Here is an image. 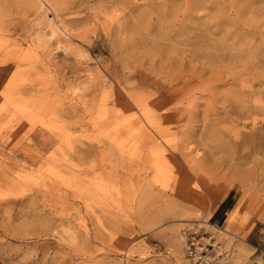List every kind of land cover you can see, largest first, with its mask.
<instances>
[{
    "label": "rangeland",
    "instance_id": "1",
    "mask_svg": "<svg viewBox=\"0 0 264 264\" xmlns=\"http://www.w3.org/2000/svg\"><path fill=\"white\" fill-rule=\"evenodd\" d=\"M4 63L0 264H264V0H0Z\"/></svg>",
    "mask_w": 264,
    "mask_h": 264
},
{
    "label": "bare ground",
    "instance_id": "2",
    "mask_svg": "<svg viewBox=\"0 0 264 264\" xmlns=\"http://www.w3.org/2000/svg\"><path fill=\"white\" fill-rule=\"evenodd\" d=\"M136 28V27H135ZM141 30V29H140ZM29 57V56H28ZM20 73H21V69H16V70H14L11 74H10V76H9V78H8V80H7V82H6V84H5V86H4V90H3V94L4 95H6L7 97H10L12 94H14L15 93V90H16V87H17V85H18V83H19V77L21 76L20 75ZM138 101V100H137ZM140 101V100H139ZM130 105V104H129ZM131 107V106H130ZM145 109V108H144ZM122 110V109H121ZM117 111V110H116ZM131 111V110H130ZM142 111H144L143 109H142ZM119 112V111H118ZM126 112H128V110L126 111ZM160 113V112H159ZM152 115V114H151ZM106 116V115H105ZM147 116H149V115H147ZM115 118V117H114ZM101 119V118H100ZM104 119V118H103ZM110 119V118H109ZM98 120V119H97ZM108 120V119H107ZM119 120V119H118ZM125 120V119H124ZM123 119H122V123L123 124H125L126 123V121H125V123L123 122L124 121ZM114 122V121H113ZM119 122V121H118ZM121 122V121H120ZM128 122V121H127ZM144 122V121H143ZM158 122H160V121H158ZM93 123V122H92ZM151 123H153V122H151ZM115 124V123H114ZM114 124H113V126L111 127L112 129H113V127H114ZM116 124H117V122H116ZM157 124H159V123H157ZM161 124V123H160ZM95 125H96V123H95ZM120 125H122L121 123H120ZM120 125H119V127H120ZM138 125V124H137ZM163 125V124H162ZM116 126H118V125H116ZM129 126V125H128ZM154 126V125H153ZM152 126V127H153ZM158 126V129H159V127H161V125L159 126V125H156V127ZM124 127V126H123ZM138 127V126H137ZM137 127H136V129H134L133 128V130L135 131V130H137L138 131V129H137ZM155 127V126H154ZM153 127V128H154ZM156 127H155V129L154 130H156ZM130 128V127H129ZM139 128V127H138ZM114 129H116V128H114ZM117 129H119V128H117ZM163 129H165V128H163ZM162 129V130H163ZM123 130H124V128H123ZM126 130V129H125ZM128 130V129H127ZM149 130V129H148ZM152 130V129H151ZM129 131V130H128ZM134 131H130V132H134ZM110 132H111V130H110ZM156 132V131H155ZM165 132H167V130L165 131ZM129 133V132H128ZM135 133V132H134ZM139 133V132H138ZM143 133V132H142ZM118 134V133H117ZM137 134V133H136ZM158 134V133H157ZM163 134H164V131H163ZM162 134V135H163ZM139 135V134H138ZM138 135H136V136H138ZM159 135V134H158ZM160 135H161V132H160ZM168 135H169V133H168ZM113 136V135H112ZM115 136V135H114ZM132 136H134L133 134H132ZM136 136H135V138H136ZM156 136V135H155ZM154 136V137H155ZM160 137V136H159ZM174 137V136H173ZM117 138V137H116ZM125 138V137H124ZM141 137H139V139H140ZM149 138V140H151L150 138L151 137H148ZM156 138V137H155ZM171 138V137H170ZM169 138V139H170ZM142 139V138H141ZM163 139V138H162ZM145 140H146V138H145ZM168 140V139H167ZM167 140H166V142H167ZM138 141V140H137ZM142 141H144V139H142ZM153 141V140H152ZM151 141V142H152ZM159 141V140H158ZM164 141H165V139H164ZM161 142V141H160ZM154 143V142H153ZM168 143H170V141L168 142ZM134 144V143H133ZM148 144V143H147ZM135 145H137V144H135ZM147 146V145H146ZM150 147V146H149ZM155 150H154V149ZM159 147H153L152 146V148L150 147L149 149H151L150 151V153L152 154L153 153V151L155 152H157V150L159 151V149H158ZM147 149V148H146ZM153 149V150H152ZM164 150V149H163ZM189 150V149H188ZM149 152V151H148ZM159 152H161V151H159ZM155 153L154 155H159L160 157H161V159H162V154H163V152L164 151H162V154H160V153ZM165 153V152H164ZM159 156H157V158L159 157ZM152 157V156H151ZM164 157H166L165 156V154H164ZM163 157V158H164ZM148 158V157H147ZM154 159V161L152 162V159H151V162L152 163H154V162H156L155 161V158H153ZM166 159V158H165ZM161 161V160H160ZM167 160H165V162H166ZM149 162H150V158H149ZM164 162V161H163ZM159 163V162H158ZM155 165L157 164V162L156 163H154ZM160 164V163H159ZM166 164V163H165ZM164 164V165H165ZM149 165H151L150 163H149ZM155 165H152V166H154L155 167ZM160 165H162V164H160ZM168 165V164H167ZM166 166V165H165ZM158 167V166H157ZM161 167H163V166H161ZM167 167V166H166ZM155 169H156V167H155ZM154 170V169H153ZM157 170H159V169H157ZM154 171H156V170H154ZM161 173H162V171L161 170H159ZM167 171H169V170H167ZM171 171V170H170ZM156 173H158L159 174V172H157L156 171ZM164 174V173H163ZM168 175V174H167ZM170 175V174H169ZM170 177V176H169ZM158 181V180H157ZM234 210H237V207L234 209ZM178 230V229H177ZM183 233V232H182ZM178 236V235H177ZM182 238V235H179V238L178 239H181ZM177 239V238H176ZM177 239V241L179 242V241H181V240H178ZM176 241V242H177ZM177 242V243H178ZM180 244V243H179ZM181 244H182V242H181ZM217 250H220V249H217ZM233 252H234V250L233 249H228L227 250V252L223 255V257H222V259H221V261H222V264H232V260H234V257H233ZM204 258H205V260H209L208 258V256L207 255H205L204 256ZM230 259V261H228Z\"/></svg>",
    "mask_w": 264,
    "mask_h": 264
},
{
    "label": "built area",
    "instance_id": "3",
    "mask_svg": "<svg viewBox=\"0 0 264 264\" xmlns=\"http://www.w3.org/2000/svg\"><path fill=\"white\" fill-rule=\"evenodd\" d=\"M198 244L199 243L194 239V237L189 239L187 243L188 254L196 263L208 264L209 260H205L204 258V256L206 255L205 251L202 248H199L200 246H198Z\"/></svg>",
    "mask_w": 264,
    "mask_h": 264
},
{
    "label": "crops",
    "instance_id": "4",
    "mask_svg": "<svg viewBox=\"0 0 264 264\" xmlns=\"http://www.w3.org/2000/svg\"><path fill=\"white\" fill-rule=\"evenodd\" d=\"M5 66H6V63L0 64V90L2 89L3 85L5 84L6 80L8 79V77L12 71L11 70L10 73L6 72V74H4L5 73ZM8 73H9V75H8Z\"/></svg>",
    "mask_w": 264,
    "mask_h": 264
}]
</instances>
